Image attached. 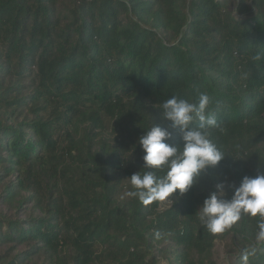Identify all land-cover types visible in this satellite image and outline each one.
Masks as SVG:
<instances>
[{
    "label": "trees",
    "instance_id": "trees-1",
    "mask_svg": "<svg viewBox=\"0 0 264 264\" xmlns=\"http://www.w3.org/2000/svg\"><path fill=\"white\" fill-rule=\"evenodd\" d=\"M201 93L225 159L165 207L125 196L145 130L182 144L162 102ZM258 172L264 0H0V264H264L259 217L198 219Z\"/></svg>",
    "mask_w": 264,
    "mask_h": 264
},
{
    "label": "clouds",
    "instance_id": "clouds-1",
    "mask_svg": "<svg viewBox=\"0 0 264 264\" xmlns=\"http://www.w3.org/2000/svg\"><path fill=\"white\" fill-rule=\"evenodd\" d=\"M259 58L257 54L256 59ZM209 105L210 97L206 93H201L196 102L176 95L162 102V118L170 121L171 129L178 130L182 144L170 143L169 128L151 125L145 130L137 141L143 152V165L127 178L132 190L125 196L136 198L144 205L156 201L173 204L175 201L170 197L174 193L183 196L207 169L215 168L225 159V152L210 138L211 130L219 125L216 112L209 111ZM227 189L231 190L230 198H226V185L221 182L203 199L198 208L201 226L216 235L231 229L244 215L259 217L255 241L264 244V172L245 175L238 185L227 184ZM155 236L159 239L161 233L157 230Z\"/></svg>",
    "mask_w": 264,
    "mask_h": 264
},
{
    "label": "rangeland",
    "instance_id": "rangeland-1",
    "mask_svg": "<svg viewBox=\"0 0 264 264\" xmlns=\"http://www.w3.org/2000/svg\"><path fill=\"white\" fill-rule=\"evenodd\" d=\"M162 207H165L167 204L165 203V201L162 203ZM217 249L221 250L220 244H217ZM159 264H167L166 262H160Z\"/></svg>",
    "mask_w": 264,
    "mask_h": 264
}]
</instances>
